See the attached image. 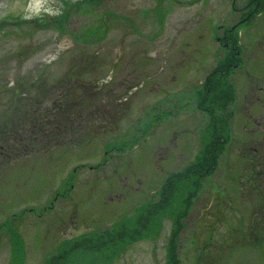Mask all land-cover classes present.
<instances>
[{
	"label": "rangeland",
	"instance_id": "374dc122",
	"mask_svg": "<svg viewBox=\"0 0 264 264\" xmlns=\"http://www.w3.org/2000/svg\"><path fill=\"white\" fill-rule=\"evenodd\" d=\"M65 1L0 0V264L63 252L56 264H166L172 215L185 207L176 196L140 239H87L132 228L169 178L204 161L207 79L229 58L236 9L256 1L101 0L70 8L61 29L37 24ZM257 11L235 31V100L215 169L185 183L181 264H264V0ZM33 111L54 144L30 139ZM27 143L33 152L11 157Z\"/></svg>",
	"mask_w": 264,
	"mask_h": 264
},
{
	"label": "trees",
	"instance_id": "16d2710c",
	"mask_svg": "<svg viewBox=\"0 0 264 264\" xmlns=\"http://www.w3.org/2000/svg\"><path fill=\"white\" fill-rule=\"evenodd\" d=\"M101 0H67L65 1V4L67 3L68 7H65L64 10L62 9L59 14L53 17L44 16V18H37V24L39 25H50L54 24L60 29L64 27V24L69 20L70 16V8H82L87 7L90 8L91 5H96ZM256 0H254L255 2ZM262 2V0H260ZM228 41V47H231L229 52V58L221 62L220 65H218L210 74V77L207 79L209 81V85L206 89H204V96L202 99L203 104L200 105L201 108L205 109L210 113L212 116L211 122L209 125V131L208 135L206 136L205 144L203 145V153L202 158H204V161L201 164H195L192 167H190L187 171H184L182 173L177 174L174 177L169 178L167 185H164L163 191L161 192L162 198L158 200V202L149 203L147 205V209H145L143 212L145 213L143 216L136 220L135 224L131 223L133 225L132 228L125 229V222L115 224L111 230H106L105 232L101 233V235L98 236V238H88L87 240L90 243H94V247L98 248L99 246H106L109 245L112 241H118L122 238L125 240L127 237V233H129L128 242L135 241L137 239H140L143 233L146 231L149 233L155 226H156V215H159L160 210L163 211L164 208H167L170 206V210L173 209V203L172 199L176 196L177 199L181 198L182 205H185L183 208V211L179 213H173L174 218V230L171 234L167 251H168V259L166 264H181V260L178 253V232L179 229L184 224L181 222L180 217L186 216V213L188 212L189 204H190V197L192 198V195L194 192L193 188L191 189L189 185L190 182L193 180V184L199 185L202 182V178L205 174H208L206 172H211L215 169V166L217 164L218 156L222 151V147L224 146L225 141L224 139L225 134L228 133V120L230 117V113L227 110L228 103L234 98V90L233 86L230 84V82L227 79V75L229 74L231 68L235 64V62L239 61V58L237 60L232 55H236V51L239 50L236 47L237 42V35L236 32L233 30L230 31L229 35L227 36ZM235 46V47H234ZM68 92L73 91V88L68 87ZM67 94V95H70ZM59 105V104H58ZM58 105H54L56 108ZM61 105V104H60ZM58 114L57 116L60 117V119L65 118L67 116L68 110L62 109L61 106L58 108ZM34 112V111H33ZM32 113L28 114L27 116H33ZM34 122H33V128L28 129L30 134V139H32L34 142L37 141L39 134L41 133L44 135L43 142L45 145H52L54 144V138L53 134H49L47 131L48 128V122L43 117L37 118L36 113L34 112ZM51 122V120H49ZM64 127H67L65 124ZM68 128V127H67ZM56 130H60L59 128H56ZM20 141H23V139H20ZM60 141V140H59ZM58 141V142H59ZM62 143V142H59ZM29 143H27L26 147L21 151L17 150L10 154L11 157H17L19 155H27L29 152H33L34 150L32 147H28ZM115 146V145H114ZM50 147V146H49ZM200 160V159H199ZM201 161V160H200ZM197 177V179H196ZM172 178H175L173 180ZM195 178V179H193ZM201 178V179H199ZM181 185V187H180ZM194 187V189L196 188ZM188 193V195H187ZM142 209V208H141ZM183 212V213H182ZM172 213V212H170ZM125 221V220H124ZM112 236V237H110ZM105 240L98 242V240ZM79 242L75 243L74 246L78 247L80 244ZM70 254V252H63L62 255L59 257H56L57 255L53 256L51 258L50 264H56V258L66 259L67 256Z\"/></svg>",
	"mask_w": 264,
	"mask_h": 264
},
{
	"label": "flooded vegetation",
	"instance_id": "af4514ba",
	"mask_svg": "<svg viewBox=\"0 0 264 264\" xmlns=\"http://www.w3.org/2000/svg\"><path fill=\"white\" fill-rule=\"evenodd\" d=\"M251 1H253V0H251ZM260 4H261V1L256 0L255 5H253V6H249V2H247V4L244 7L240 8V9L237 8L236 10H238V11L240 10V18H238V21L236 22L237 26L242 25L243 22L254 21L253 15L255 13H258L257 9L260 6ZM229 30H231V29H227V31L224 33V35H227ZM226 45L228 46V44H226ZM235 53H236V55L235 54L232 55V58L234 57L237 60L238 56H240V54H241L240 50H237Z\"/></svg>",
	"mask_w": 264,
	"mask_h": 264
}]
</instances>
